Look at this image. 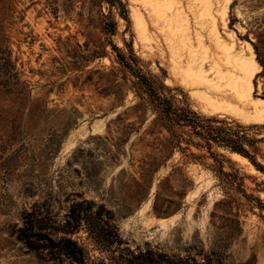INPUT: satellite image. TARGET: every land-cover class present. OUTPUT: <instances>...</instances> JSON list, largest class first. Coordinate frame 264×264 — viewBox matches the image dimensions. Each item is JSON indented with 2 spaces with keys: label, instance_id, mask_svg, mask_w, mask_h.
<instances>
[{
  "label": "rangeland",
  "instance_id": "obj_1",
  "mask_svg": "<svg viewBox=\"0 0 264 264\" xmlns=\"http://www.w3.org/2000/svg\"><path fill=\"white\" fill-rule=\"evenodd\" d=\"M255 45L264 0H0V264H264Z\"/></svg>",
  "mask_w": 264,
  "mask_h": 264
},
{
  "label": "trees",
  "instance_id": "obj_2",
  "mask_svg": "<svg viewBox=\"0 0 264 264\" xmlns=\"http://www.w3.org/2000/svg\"><path fill=\"white\" fill-rule=\"evenodd\" d=\"M255 50L257 53V60L263 68L264 74V55L260 48L255 45ZM157 99L160 101V104H163L165 100H163L160 96H157ZM163 116L161 119H165L169 124L170 127L174 125V122H186L191 123L194 125H198L201 128L205 129V139L208 143L209 148L212 147L211 142L215 141L220 144H223L226 147L231 148L233 151L243 154L244 156L248 157V152L243 147V135L239 131L234 130L231 127L227 126H220V127H209L201 124L197 121L196 118H191L187 114L179 115L178 113L172 114L167 110L164 106H162ZM167 113V114H166ZM175 115V116H174ZM195 126V127H196ZM82 263V262H81ZM105 264V263H102Z\"/></svg>",
  "mask_w": 264,
  "mask_h": 264
},
{
  "label": "bare ground",
  "instance_id": "obj_3",
  "mask_svg": "<svg viewBox=\"0 0 264 264\" xmlns=\"http://www.w3.org/2000/svg\"><path fill=\"white\" fill-rule=\"evenodd\" d=\"M223 17V16H222ZM214 23V22H213ZM214 32H215V30H214ZM173 34V33H172ZM213 34V33H212ZM218 35V34H217ZM202 39V38H201ZM203 40V39H202ZM165 42H166V40H165ZM201 42V44L203 43L202 41H200ZM202 46H203V44H202ZM227 52H229V51H227ZM253 56V55H252ZM235 57V56H234ZM236 59V58H235ZM207 61V60H206ZM231 62V61H230ZM258 66V64H257V62L256 61H254V60H242V63H241V70L243 71V73H244V75H245V77L247 78V76L249 77V78H251L252 76H253V73H254V70L256 69V67ZM211 72H213V71H211ZM217 72V71H216ZM177 73V72H176ZM190 73V72H189ZM219 73V72H218ZM184 74H187V72L186 73H184ZM191 74V73H190ZM189 75V74H188ZM195 78V77H194ZM202 78V77H201ZM235 78V77H234ZM188 79H190L189 77H188ZM198 78H196V80H197ZM191 80V79H190ZM205 80V79H204ZM193 80H191V82H192ZM206 82V81H205ZM242 82V81H241ZM249 86L251 85V80L249 79ZM192 84H193V82H192ZM195 84V83H194ZM207 84V83H206ZM195 86V85H194ZM208 86H209V84H208ZM197 87V86H196ZM205 87H207V86H205ZM210 87V86H209ZM208 87V88H209ZM232 91V90H231ZM249 91H251V87H249ZM235 92V91H234ZM248 92V91H247ZM236 93V92H235ZM249 96H250V94H249ZM204 98H206V97H204ZM250 98H251V96H250ZM208 103H210V102H208ZM213 103V102H212ZM237 106V105H236ZM235 106V107H236ZM206 107V106H205ZM209 107V106H208ZM239 107V106H238ZM207 108V107H206ZM234 108V107H233ZM222 110H223V108H222ZM205 111H206V109H205ZM238 111V110H237ZM241 113V112H240ZM244 113V112H243ZM164 221V220H163Z\"/></svg>",
  "mask_w": 264,
  "mask_h": 264
}]
</instances>
